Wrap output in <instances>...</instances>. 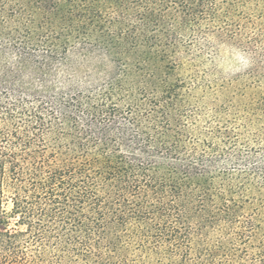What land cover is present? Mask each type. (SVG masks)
<instances>
[{"label":"trees","instance_id":"16d2710c","mask_svg":"<svg viewBox=\"0 0 264 264\" xmlns=\"http://www.w3.org/2000/svg\"><path fill=\"white\" fill-rule=\"evenodd\" d=\"M0 264H264V0H0Z\"/></svg>","mask_w":264,"mask_h":264},{"label":"rangeland","instance_id":"374dc122","mask_svg":"<svg viewBox=\"0 0 264 264\" xmlns=\"http://www.w3.org/2000/svg\"><path fill=\"white\" fill-rule=\"evenodd\" d=\"M218 67L224 75H231L245 67L244 59L237 54L228 57H222L218 61Z\"/></svg>","mask_w":264,"mask_h":264}]
</instances>
